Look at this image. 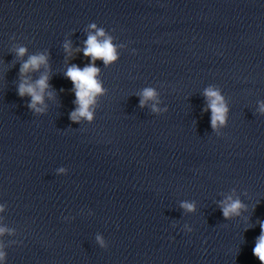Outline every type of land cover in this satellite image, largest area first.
Segmentation results:
<instances>
[{"label": "water", "instance_id": "1", "mask_svg": "<svg viewBox=\"0 0 264 264\" xmlns=\"http://www.w3.org/2000/svg\"><path fill=\"white\" fill-rule=\"evenodd\" d=\"M92 22L119 55L95 61L104 92L76 123L64 73L90 57L63 45L83 48ZM33 54L47 64L29 82L46 73L50 85L39 113L17 91ZM209 87L228 108L215 130ZM145 88L157 95L141 106ZM261 104L264 0H0L5 264H261ZM227 196L246 208L226 219Z\"/></svg>", "mask_w": 264, "mask_h": 264}, {"label": "clouds", "instance_id": "2", "mask_svg": "<svg viewBox=\"0 0 264 264\" xmlns=\"http://www.w3.org/2000/svg\"><path fill=\"white\" fill-rule=\"evenodd\" d=\"M90 30L87 35V39L83 42L84 47L80 48L79 45L75 49L72 48L71 42L66 41L63 45L65 52L70 56L73 51H82L83 56L90 57L88 63H86L82 68L76 64H70L64 73L72 81V90L75 93L74 104L77 105L69 113V118L73 122L79 123L80 118L84 117L91 121L94 116L93 106L96 103V97L103 94L104 88L102 87V82L97 78L100 68L96 66L95 61L97 59H102L105 65L117 60L119 53L117 52V45L113 44L112 37L107 35L103 28H98L95 22L88 25ZM26 52L25 47H19L17 49V54L23 56ZM47 64V56L45 54H33L29 55L28 59L24 61L19 69L21 76V83L18 86V94L24 96L28 94L31 96V100L28 102V107L33 109L35 112H42L43 109L38 107V103H43V95L46 88H49L48 75L45 73L40 76L35 83H30L27 73L32 70H38L40 66ZM51 95V93H48ZM157 95L155 89L145 88L142 92V99L140 100V105L143 106L145 99L155 98ZM205 96L213 98L208 107L211 109L210 124L215 130L218 126H222L226 122V114L228 108L223 102V97L221 96L218 89H213L209 87L205 89ZM153 110L155 111V105H153ZM161 109L160 111H166ZM261 111H264V104H261ZM58 173L67 174V169L63 166L57 169ZM221 212L224 218H229L231 215H239L242 208H246V205L237 198L233 199L232 196H227L224 201L220 202ZM181 207L188 210L194 211V202H181ZM4 205L0 204V211H2ZM260 233L255 239L254 247L252 248V254L259 259L261 264H264V220L259 221ZM7 228L0 226V235ZM189 231L191 229L189 228ZM97 241L102 247H108L101 236L97 235ZM6 252L4 250L3 243H0V264H5Z\"/></svg>", "mask_w": 264, "mask_h": 264}]
</instances>
